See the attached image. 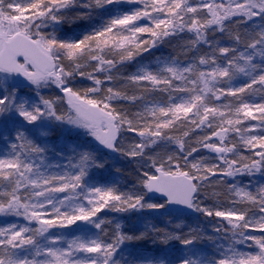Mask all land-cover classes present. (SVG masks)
I'll use <instances>...</instances> for the list:
<instances>
[{
  "label": "snow or ice",
  "instance_id": "obj_1",
  "mask_svg": "<svg viewBox=\"0 0 264 264\" xmlns=\"http://www.w3.org/2000/svg\"><path fill=\"white\" fill-rule=\"evenodd\" d=\"M0 264H264V0H0Z\"/></svg>",
  "mask_w": 264,
  "mask_h": 264
}]
</instances>
